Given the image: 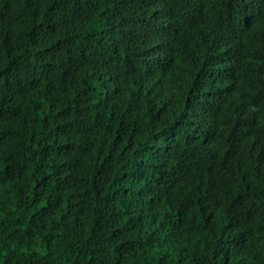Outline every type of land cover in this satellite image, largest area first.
<instances>
[{"label":"trees","instance_id":"obj_1","mask_svg":"<svg viewBox=\"0 0 264 264\" xmlns=\"http://www.w3.org/2000/svg\"><path fill=\"white\" fill-rule=\"evenodd\" d=\"M263 104L264 0H0V264H264Z\"/></svg>","mask_w":264,"mask_h":264},{"label":"rangeland","instance_id":"obj_2","mask_svg":"<svg viewBox=\"0 0 264 264\" xmlns=\"http://www.w3.org/2000/svg\"><path fill=\"white\" fill-rule=\"evenodd\" d=\"M169 27H170V24H169V19L168 18H165V19H162V20H158L156 22V24H155V33H156V35H157V30L158 29L168 30ZM161 39L164 40V41H167V40H165L163 38H161ZM182 51H183V44L176 48L174 54L181 56L182 55ZM186 53H188L190 59L196 58V56L199 54V47L188 48V51ZM192 61L194 63H196V64L199 63V61H197V60H192ZM235 94H236V86H233V87L229 88L226 91L225 98L230 99L232 101V99H234V97H235ZM262 109L264 110V104H263V108ZM147 119L150 121L149 116H147ZM256 121H264V113L263 112L257 111V113H256ZM186 242L182 245L183 248H186Z\"/></svg>","mask_w":264,"mask_h":264}]
</instances>
